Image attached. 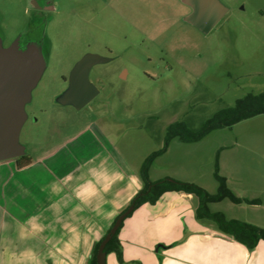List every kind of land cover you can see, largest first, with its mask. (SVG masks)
I'll use <instances>...</instances> for the list:
<instances>
[{
    "label": "rangeland",
    "instance_id": "1",
    "mask_svg": "<svg viewBox=\"0 0 264 264\" xmlns=\"http://www.w3.org/2000/svg\"><path fill=\"white\" fill-rule=\"evenodd\" d=\"M49 1L54 10L39 13L29 0H0L1 47L20 40L41 60L19 138L35 161L81 135H100L107 143L97 145H109L138 170L163 147L169 124L184 121L197 130L247 94H264V0H219L228 12L207 34L185 20L190 8L182 0ZM86 53L112 59L90 72L99 94L80 110L57 103ZM247 127L258 148L251 165L261 174L264 114L206 136L204 152L187 160L200 167L198 175L183 172L186 152L173 147L153 164V178L215 191L212 149Z\"/></svg>",
    "mask_w": 264,
    "mask_h": 264
},
{
    "label": "crops",
    "instance_id": "2",
    "mask_svg": "<svg viewBox=\"0 0 264 264\" xmlns=\"http://www.w3.org/2000/svg\"><path fill=\"white\" fill-rule=\"evenodd\" d=\"M239 131L235 141L214 147L211 157L214 163L218 158L219 171L228 169L222 176L234 194L253 203L223 200L211 208L219 205L212 210L264 228V160L257 174L251 165L255 134L249 127ZM99 136L81 135L50 156L30 157L32 164L23 168L15 160L0 162V264H89L94 244L143 187L141 166L128 167L108 144L97 145L107 143ZM204 140L174 139L159 158L173 147L183 149V172L198 175L200 167L187 160L204 152ZM153 169L150 179L159 180ZM196 208L192 194L168 192L135 209L118 234L121 261L111 251L106 264H264V240L250 250L211 221L197 220Z\"/></svg>",
    "mask_w": 264,
    "mask_h": 264
},
{
    "label": "water",
    "instance_id": "3",
    "mask_svg": "<svg viewBox=\"0 0 264 264\" xmlns=\"http://www.w3.org/2000/svg\"><path fill=\"white\" fill-rule=\"evenodd\" d=\"M193 9L185 20L200 30L209 33L227 14L228 8L219 0H182ZM30 6L40 8L37 1ZM0 38V162L13 160L26 154L19 144L21 129L28 116L26 104L31 100V91L37 84L41 60L32 46H21L20 40L3 48ZM109 58L98 54H85L72 68L69 84L58 97L57 103L80 110L91 103L99 94V89L90 80L91 68L108 63ZM135 209L133 202L125 212L119 214L101 241L96 253L97 264H106L104 251L113 235L120 229L123 221Z\"/></svg>",
    "mask_w": 264,
    "mask_h": 264
},
{
    "label": "trees",
    "instance_id": "4",
    "mask_svg": "<svg viewBox=\"0 0 264 264\" xmlns=\"http://www.w3.org/2000/svg\"><path fill=\"white\" fill-rule=\"evenodd\" d=\"M262 114H264V94H247L243 98L237 100L233 107L229 106L217 111L197 130L189 127L184 121H175L172 124H169L166 128V136L163 147L160 150H156L148 155L141 165L140 180L143 187L139 193L133 196L129 206L133 202L135 203V209H139L146 204L153 205L159 201L161 196L168 192L192 194L197 200L195 216L197 220L211 221V223L215 224L222 233L233 237L236 241L246 245L248 249H254L259 241L264 240V228L248 224L244 221L229 219L224 212L214 211L211 208L213 204L220 203L223 200H230V202L234 204H240L243 202L248 204L253 203V201L237 197L230 189L227 184V178L220 174L218 158L214 164V178L217 183V191L214 194L204 187L190 181H180L171 177L151 180L150 170L154 160L162 156L167 151L169 143L172 142V140L176 139L183 143H197L202 141L212 131L231 126L233 127L245 120L253 119ZM14 160L17 162L19 168L32 164V159L27 154ZM129 206H127L123 212H125ZM122 226L123 223L120 229H118V231L110 239L104 250L106 253L111 251L116 252L120 261L122 255L118 234L121 231ZM103 238L94 244L89 264H97L96 253Z\"/></svg>",
    "mask_w": 264,
    "mask_h": 264
},
{
    "label": "flooded vegetation",
    "instance_id": "5",
    "mask_svg": "<svg viewBox=\"0 0 264 264\" xmlns=\"http://www.w3.org/2000/svg\"><path fill=\"white\" fill-rule=\"evenodd\" d=\"M42 1V2H41ZM39 6H40V8H38L37 9V11H39V13H41V12H44V11H49V10H54V6L52 5V3L49 1V0H40V2H39ZM189 7V6H188ZM190 8V13H192V11H193V9L191 8V7H189ZM112 59H110V61H111ZM109 61V62H110ZM96 66V65H95ZM94 66V67H95ZM93 68V67H92ZM92 68H91V70H92ZM91 72V71H90ZM67 83L69 84V80L67 79ZM68 84H67V86H68ZM25 110H26V107H25ZM28 119V118H27ZM14 160V159H13ZM17 163V162H16Z\"/></svg>",
    "mask_w": 264,
    "mask_h": 264
}]
</instances>
